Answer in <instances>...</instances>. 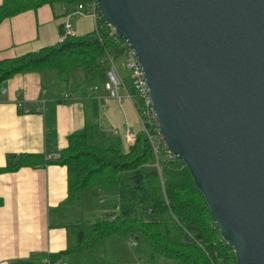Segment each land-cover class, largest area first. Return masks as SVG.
<instances>
[{
  "label": "water",
  "instance_id": "95a60500",
  "mask_svg": "<svg viewBox=\"0 0 264 264\" xmlns=\"http://www.w3.org/2000/svg\"><path fill=\"white\" fill-rule=\"evenodd\" d=\"M236 264H264V0H96Z\"/></svg>",
  "mask_w": 264,
  "mask_h": 264
},
{
  "label": "trees",
  "instance_id": "16d2710c",
  "mask_svg": "<svg viewBox=\"0 0 264 264\" xmlns=\"http://www.w3.org/2000/svg\"><path fill=\"white\" fill-rule=\"evenodd\" d=\"M85 2L2 0L0 24L44 6L54 9L60 5L66 13H74ZM124 54V42L100 17L87 35L0 61V88L15 75L34 73L43 76V87L59 104L77 100L83 103L84 126L68 135L66 147L56 157L11 155L0 167V174L46 166L66 170V198L55 212L60 220H69L62 226L69 243L64 251L46 255L43 260L78 261V256L89 253L91 260L82 263L99 264L103 261L94 259L97 252H114L125 244L132 250L129 258L136 256L147 264H154L157 257L178 264H236L232 248L221 239L203 197L182 163L163 146L155 154L144 131L136 134L127 151L122 150L118 137L95 132L91 102L96 88L103 79L106 81L110 60L119 64ZM118 70L123 78L124 67ZM75 72L82 73V79L73 86L71 75ZM47 81L52 84L45 85ZM66 94L70 96L64 98ZM156 128L151 126L148 134L156 135Z\"/></svg>",
  "mask_w": 264,
  "mask_h": 264
},
{
  "label": "crops",
  "instance_id": "0c3cea01",
  "mask_svg": "<svg viewBox=\"0 0 264 264\" xmlns=\"http://www.w3.org/2000/svg\"><path fill=\"white\" fill-rule=\"evenodd\" d=\"M65 13L60 5L54 9L44 6L3 21L0 24V61L56 45L59 27L65 20L77 37L94 30L92 17ZM123 65L124 59L117 63L118 69ZM123 74L125 81L128 73L125 70ZM73 76L75 83L82 79L80 72ZM103 80L91 102L95 132L111 137L115 130L122 150L127 151L131 144L123 137L124 131L133 134L140 131L134 105L128 99L119 102L111 98L104 89ZM26 109L28 113H24ZM83 126L81 101L59 104L43 87V76L34 73L15 75L0 88V167L5 166L11 155L56 157L66 147L68 135ZM66 186V170L60 166L21 168L0 174V264L24 261L42 264L46 255L66 249L69 237L62 226L69 220H60L55 212L66 198ZM129 252L118 246L114 252H97L94 259L103 261L99 264H147L144 259L129 258ZM161 258H155L154 264L159 261L164 264V258ZM83 260H91L89 253L78 256V261L65 262L90 264L82 263Z\"/></svg>",
  "mask_w": 264,
  "mask_h": 264
},
{
  "label": "built area",
  "instance_id": "2783aa9c",
  "mask_svg": "<svg viewBox=\"0 0 264 264\" xmlns=\"http://www.w3.org/2000/svg\"><path fill=\"white\" fill-rule=\"evenodd\" d=\"M73 14L81 15V16L88 15L92 17L95 22L101 17L97 10L96 0H86L85 3L78 5V7L76 8ZM61 25H62V33L59 35L58 38L59 44L64 43L68 38L76 37L75 32L72 30L67 20L63 21ZM124 47H125V54H124L125 57H124L123 67L128 73V77L130 79V86L132 90L130 91L127 90L124 84V80L118 70L117 64L111 60L109 62V68L106 73V81L104 83V89L108 92L111 98L116 99L119 102L122 99H128L133 103L137 114L140 131H144L147 134L149 140L151 141L153 151L156 154L158 153L161 146H163V143L160 135L158 134L157 128H156L157 131L156 135L155 134L150 135L147 132L148 130L151 129V126L153 127L154 125H156L153 111L151 108V100L148 95V89L143 79L142 69L137 61L134 51L129 48L126 42H124ZM69 96L70 95L66 94L64 98H68ZM135 101L138 102V106L135 105ZM19 107H21L20 104ZM28 112L29 110L27 109L24 110V113H28ZM112 134L113 136H117V132L115 130H112ZM123 137L127 140V142L132 144L135 141L136 134H133L131 131L126 130L124 131ZM43 264H68V263H66L61 259H54V260L45 259Z\"/></svg>",
  "mask_w": 264,
  "mask_h": 264
},
{
  "label": "rangeland",
  "instance_id": "374dc122",
  "mask_svg": "<svg viewBox=\"0 0 264 264\" xmlns=\"http://www.w3.org/2000/svg\"><path fill=\"white\" fill-rule=\"evenodd\" d=\"M47 75H52V77H54V75L52 74V73H48ZM73 75H75V73L74 74H72L71 75V84L72 85H75V77L73 76ZM48 84H52V82L51 81H49V83H48V81L45 83V85H47V86H49ZM124 84H125V86H126V88L127 89H129V90H132L131 89V86H130V79H129V77L128 76H126L125 77V81H124ZM50 89V88H49ZM48 89V90H49ZM49 92V91H48ZM50 158V157H49ZM106 211H109V209H106ZM65 220H67V219H65ZM128 246L129 247H131V244L129 243L128 244ZM119 247H121V248H123V249H128L127 247H126V245L125 244H121ZM130 252H132V250H130V249H128ZM135 258H137L136 256H134ZM162 259V258H161ZM163 261V263L164 264H178L177 262H173V261H169V260H162ZM160 263V261L159 262H157V264H159Z\"/></svg>",
  "mask_w": 264,
  "mask_h": 264
}]
</instances>
